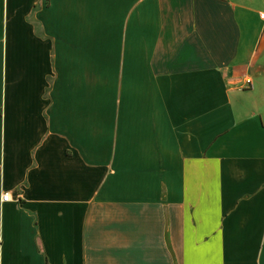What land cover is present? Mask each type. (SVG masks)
<instances>
[{
    "label": "crops",
    "instance_id": "0c3cea01",
    "mask_svg": "<svg viewBox=\"0 0 264 264\" xmlns=\"http://www.w3.org/2000/svg\"><path fill=\"white\" fill-rule=\"evenodd\" d=\"M261 13L0 0V264H264Z\"/></svg>",
    "mask_w": 264,
    "mask_h": 264
},
{
    "label": "built area",
    "instance_id": "2783aa9c",
    "mask_svg": "<svg viewBox=\"0 0 264 264\" xmlns=\"http://www.w3.org/2000/svg\"><path fill=\"white\" fill-rule=\"evenodd\" d=\"M261 17L264 18V14L263 13H261ZM10 198H11V194L9 192H5L3 194V200L7 201V200H10Z\"/></svg>",
    "mask_w": 264,
    "mask_h": 264
}]
</instances>
